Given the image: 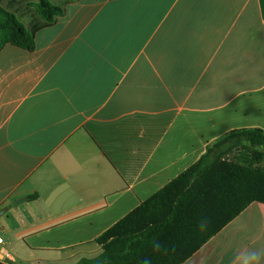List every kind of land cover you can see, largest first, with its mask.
<instances>
[{"label":"crops","instance_id":"obj_1","mask_svg":"<svg viewBox=\"0 0 264 264\" xmlns=\"http://www.w3.org/2000/svg\"><path fill=\"white\" fill-rule=\"evenodd\" d=\"M35 3L0 0L30 23ZM58 7L33 50H0V250L10 264L97 257L96 239L210 144L264 131V0ZM246 251L264 254V204L182 264H241Z\"/></svg>","mask_w":264,"mask_h":264},{"label":"trees","instance_id":"obj_2","mask_svg":"<svg viewBox=\"0 0 264 264\" xmlns=\"http://www.w3.org/2000/svg\"><path fill=\"white\" fill-rule=\"evenodd\" d=\"M34 12L36 21L27 27L0 5V50L7 44L33 50L35 33L63 8L36 0ZM254 202L264 204V131H232L102 233L97 257L76 264H182ZM204 218L208 226L202 230Z\"/></svg>","mask_w":264,"mask_h":264},{"label":"clouds","instance_id":"obj_3","mask_svg":"<svg viewBox=\"0 0 264 264\" xmlns=\"http://www.w3.org/2000/svg\"><path fill=\"white\" fill-rule=\"evenodd\" d=\"M200 228L206 229L208 226L207 218L200 220L199 222ZM242 257L241 264H259V260L261 255H264L258 251H246L240 254Z\"/></svg>","mask_w":264,"mask_h":264},{"label":"rangeland","instance_id":"obj_4","mask_svg":"<svg viewBox=\"0 0 264 264\" xmlns=\"http://www.w3.org/2000/svg\"><path fill=\"white\" fill-rule=\"evenodd\" d=\"M5 1V0H4ZM34 0H23V5L25 6L26 9H28L29 11H32V2ZM52 4L59 6L61 4L62 0H49ZM28 5V6H27ZM18 18L20 19V21H22L24 23L25 26H29L30 25V20H31V16L29 15V12H27L26 14L22 15H17Z\"/></svg>","mask_w":264,"mask_h":264},{"label":"built area","instance_id":"obj_5","mask_svg":"<svg viewBox=\"0 0 264 264\" xmlns=\"http://www.w3.org/2000/svg\"><path fill=\"white\" fill-rule=\"evenodd\" d=\"M3 244V238L2 236L0 235V246ZM12 259L11 255L10 254H3L0 250V260L1 261H5V262H9L10 260Z\"/></svg>","mask_w":264,"mask_h":264},{"label":"water","instance_id":"obj_6","mask_svg":"<svg viewBox=\"0 0 264 264\" xmlns=\"http://www.w3.org/2000/svg\"><path fill=\"white\" fill-rule=\"evenodd\" d=\"M26 200H27V198L17 200V201H15V202L13 203V205H17V204H19V203H21V202H23V201H26ZM4 212H5V211L0 212V215H1L2 213H4ZM0 264H10V263L5 262V261H1V260H0Z\"/></svg>","mask_w":264,"mask_h":264}]
</instances>
